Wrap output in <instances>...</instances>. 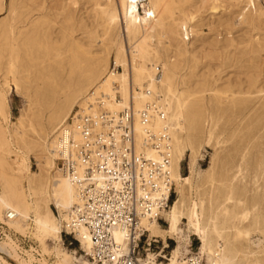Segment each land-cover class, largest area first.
Segmentation results:
<instances>
[{
	"label": "bare ground",
	"instance_id": "1",
	"mask_svg": "<svg viewBox=\"0 0 264 264\" xmlns=\"http://www.w3.org/2000/svg\"><path fill=\"white\" fill-rule=\"evenodd\" d=\"M3 12L0 222L13 232L0 264H264L250 241L264 236L259 0H0ZM144 235L176 245L142 256Z\"/></svg>",
	"mask_w": 264,
	"mask_h": 264
},
{
	"label": "rangeland",
	"instance_id": "2",
	"mask_svg": "<svg viewBox=\"0 0 264 264\" xmlns=\"http://www.w3.org/2000/svg\"><path fill=\"white\" fill-rule=\"evenodd\" d=\"M262 4V6L264 7V0H259ZM5 14V12L0 14V17H2ZM219 14H217L216 16H214L215 18L218 16ZM205 30V31H204ZM203 31L207 32L208 31V27L206 25L203 26ZM8 102L10 105V111H11V117L12 120L16 122L17 118L20 116L21 113V109L23 108L26 99L25 97L18 91H16L14 88L11 90V92L8 94ZM77 108L74 109V111L72 112L71 116L74 115V113L76 112ZM230 142V141H229ZM213 153V148L211 146H205L202 149V153L201 156L198 158L197 161V168L198 169H206L209 165V162L211 160V156ZM189 155H190V151L187 150L185 153V156L183 157V160L181 162V175L182 178H187L190 174V170H189ZM61 166H63V163L60 161L58 162ZM32 168L36 169L37 168V164L35 162V160L33 159L32 161ZM197 180V179H196ZM196 180H194V182L196 183ZM245 181H247V178L244 179ZM203 187H201L198 191H202ZM177 193L175 191V188L172 187L170 190V196L168 198V203L171 204L174 199L176 198ZM193 196H195V192H193ZM54 210L56 211V209L54 208ZM160 223L163 226H166V221L164 219H159ZM5 230V231H4ZM13 232V230L11 228L8 227V225L3 224L2 222H0V240H7L6 239V232ZM186 232H183V237L185 236ZM14 239L21 244V246H23L25 249H30V245H34L35 247H37L40 250V253L43 254V257H45L46 259H48L49 262H52L55 260V257L53 255H51L49 252H44L42 251V247L39 245L38 243L32 239L31 237H29L28 235L23 236L20 233H12ZM63 239H64V243L65 245L69 248V249H74V248H78V241L77 239L74 238L72 233H67L66 231H63ZM147 236L144 235L142 236L140 242H139V246L137 248V251L140 255L144 256L145 255V249L149 246L150 249L154 252H160L162 251V253L164 255H168L170 250L176 245V238H167V245L164 243V240H153L152 243L150 245L147 244ZM250 241H251V246L258 248V247H262L263 243H264V236L261 233H253L250 237ZM191 243V244H190ZM200 244V240L196 235H191L190 236V242H189V247L192 251H197L198 250V246ZM165 245V246H164ZM35 252V251H34ZM44 252V253H43ZM81 252V251H80ZM19 253L21 256L28 258L27 253L24 251V249H20ZM168 253V254H167ZM42 254H38L37 252H35V256L38 257H42ZM159 260H164V258L162 259L161 256H158ZM12 261V260H11ZM37 261V260H36ZM39 262L41 261H37V264H39ZM40 264H44V263H40ZM55 264V262L53 263Z\"/></svg>",
	"mask_w": 264,
	"mask_h": 264
},
{
	"label": "built area",
	"instance_id": "3",
	"mask_svg": "<svg viewBox=\"0 0 264 264\" xmlns=\"http://www.w3.org/2000/svg\"><path fill=\"white\" fill-rule=\"evenodd\" d=\"M102 262H103V261H99L98 263H99V264H102ZM129 263H130V262H129Z\"/></svg>",
	"mask_w": 264,
	"mask_h": 264
}]
</instances>
